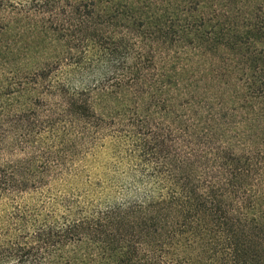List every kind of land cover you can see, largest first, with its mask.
<instances>
[{
    "label": "trees",
    "instance_id": "obj_1",
    "mask_svg": "<svg viewBox=\"0 0 264 264\" xmlns=\"http://www.w3.org/2000/svg\"><path fill=\"white\" fill-rule=\"evenodd\" d=\"M29 1L0 0V264H264V0H31L8 38Z\"/></svg>",
    "mask_w": 264,
    "mask_h": 264
},
{
    "label": "rangeland",
    "instance_id": "obj_2",
    "mask_svg": "<svg viewBox=\"0 0 264 264\" xmlns=\"http://www.w3.org/2000/svg\"><path fill=\"white\" fill-rule=\"evenodd\" d=\"M30 5H26V10L29 16L28 18L23 20H20L16 25L13 26L14 29L9 31V37L12 38L14 35L18 33V35H22L24 38L30 39L31 41V0L29 1ZM25 14V13H22ZM24 30V31H23ZM30 37H28V36ZM74 85H77L76 82ZM76 133L79 131H75ZM105 135L107 136H121L120 132H118V129L115 127L108 128L105 132ZM98 137V136H97ZM97 142L99 144V153L95 155L97 157V163L94 166L95 169L92 171L93 174H91L93 177H103V175H106V178H115L120 181V185L127 186L128 181L132 178V176L137 175V173H134L130 171L133 169V165L130 162L129 153L132 150V146L129 144H124L121 147V151L118 149L117 151L111 149V143L109 142ZM74 159V158H73ZM71 161L72 159H68ZM78 159H74L76 162ZM122 163V164H120ZM126 171V172H125Z\"/></svg>",
    "mask_w": 264,
    "mask_h": 264
}]
</instances>
